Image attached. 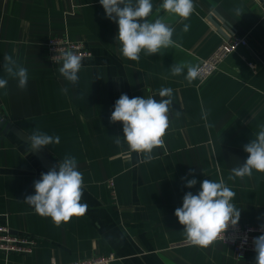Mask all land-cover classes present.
<instances>
[{
	"label": "crops",
	"instance_id": "1",
	"mask_svg": "<svg viewBox=\"0 0 264 264\" xmlns=\"http://www.w3.org/2000/svg\"><path fill=\"white\" fill-rule=\"evenodd\" d=\"M162 2L152 0L150 20ZM194 4L187 20L167 17L179 48L152 56L142 51L139 61H131L121 55L118 24L99 0H0V78L8 79L0 89V117L9 123L0 127V223L36 239L30 253L0 252V264L67 263L109 253L110 264H255V252L236 256L228 243L190 244L174 212L204 179L222 180L236 194L239 222L264 225V173L230 178L247 159L244 145L264 126V0ZM231 34L245 36L247 45L226 54L209 77L188 84L186 69L171 74L173 64L197 65ZM49 36L90 49L75 86L60 75L62 60L47 58ZM6 55L28 69L25 90L4 71ZM161 88L173 89L170 126L163 147L141 162L126 144L116 145L123 125L111 122V113L121 94L160 100ZM37 129L59 136L60 143L30 150L27 135ZM66 155L76 158L83 174L81 202L88 210L57 226L24 200L35 194L34 181ZM193 178L197 184L186 187Z\"/></svg>",
	"mask_w": 264,
	"mask_h": 264
},
{
	"label": "clouds",
	"instance_id": "2",
	"mask_svg": "<svg viewBox=\"0 0 264 264\" xmlns=\"http://www.w3.org/2000/svg\"><path fill=\"white\" fill-rule=\"evenodd\" d=\"M99 3L106 17L118 24L115 39L121 55L131 61H139L142 51L152 56L163 54L170 48H179L180 45L173 40L174 28L167 22V17L171 15L187 20L195 9L194 0H163L155 6L156 18L150 20L154 11L152 0H99ZM162 11L165 15H160ZM235 12L240 15L241 9L237 7ZM189 28L190 25L184 23L182 30L187 32ZM61 55L59 73L75 86L79 80L82 56L72 50L64 51ZM4 61L7 76L17 81L20 90H25L29 80L28 69L11 55H6ZM170 68L173 76L183 74L186 69L188 84H192L200 73L197 65L187 61L173 64ZM7 86L8 79L0 78V89ZM62 91L67 92L68 89ZM158 95L162 99L156 100L153 96L129 98L127 94H121L111 113V122H122L123 125V141L116 136V145L126 144L129 152L141 155V162L151 160L153 150L163 147V137L170 126L173 89L161 88ZM202 118L207 120V112H203ZM27 139L30 150L60 143L59 136L48 135L38 129L27 135ZM244 151L248 154L247 159L242 165L231 169V179L250 177L254 171L264 173V126L244 145ZM197 182L195 178L187 180L186 187L192 188ZM83 186V174L78 170L76 158L66 155L34 181L35 194L26 196L24 202L38 215L51 218L59 226L73 217L86 214L88 205L81 202ZM235 195L222 180L216 182L211 179L200 182L197 194L189 191L184 195L182 207L176 208L174 215L184 226L183 232L190 244L207 248L222 238L230 224L235 226L238 223L240 210L232 203ZM261 231L264 232V226ZM252 243L256 253L255 264H264V234L254 238Z\"/></svg>",
	"mask_w": 264,
	"mask_h": 264
},
{
	"label": "built area",
	"instance_id": "3",
	"mask_svg": "<svg viewBox=\"0 0 264 264\" xmlns=\"http://www.w3.org/2000/svg\"><path fill=\"white\" fill-rule=\"evenodd\" d=\"M247 45V38L245 36L231 34L223 38L215 48L206 57L199 60L197 66L200 69L198 79L203 81L215 72L219 63L226 54L233 51L239 46ZM45 53L51 62H58L62 60V53L64 51L72 50L82 56V59L91 57L92 53L87 46L82 42L69 40L63 36H49L44 42ZM164 141V137H163ZM107 185L110 188V193L113 198H116V190L113 179H108ZM261 224H247L238 223L225 230L222 238L217 241L228 243L236 256H243L248 252H255L253 246V239L264 234L261 231ZM36 243V239L30 235L12 233L9 228L0 223V252L4 253H30ZM113 259V254L96 255L84 260L71 261L67 263H58L52 261L50 264H110Z\"/></svg>",
	"mask_w": 264,
	"mask_h": 264
},
{
	"label": "water",
	"instance_id": "4",
	"mask_svg": "<svg viewBox=\"0 0 264 264\" xmlns=\"http://www.w3.org/2000/svg\"><path fill=\"white\" fill-rule=\"evenodd\" d=\"M9 126V123L5 121V119L0 117V127H3V129H6Z\"/></svg>",
	"mask_w": 264,
	"mask_h": 264
}]
</instances>
